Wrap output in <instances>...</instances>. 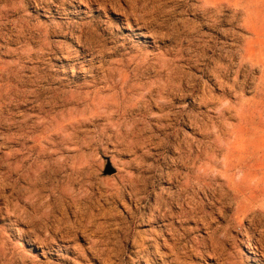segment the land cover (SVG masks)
<instances>
[{
    "label": "rangeland",
    "instance_id": "rangeland-1",
    "mask_svg": "<svg viewBox=\"0 0 264 264\" xmlns=\"http://www.w3.org/2000/svg\"><path fill=\"white\" fill-rule=\"evenodd\" d=\"M0 264H264V0H0Z\"/></svg>",
    "mask_w": 264,
    "mask_h": 264
},
{
    "label": "water",
    "instance_id": "water-1",
    "mask_svg": "<svg viewBox=\"0 0 264 264\" xmlns=\"http://www.w3.org/2000/svg\"><path fill=\"white\" fill-rule=\"evenodd\" d=\"M105 173H108V174H111L114 172V168H112L109 164H107L105 166V170H104Z\"/></svg>",
    "mask_w": 264,
    "mask_h": 264
}]
</instances>
